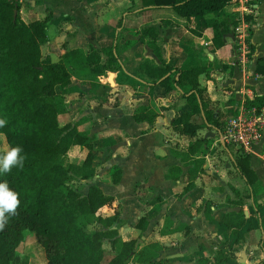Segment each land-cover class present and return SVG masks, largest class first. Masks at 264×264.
Masks as SVG:
<instances>
[{
    "label": "crops",
    "instance_id": "1",
    "mask_svg": "<svg viewBox=\"0 0 264 264\" xmlns=\"http://www.w3.org/2000/svg\"><path fill=\"white\" fill-rule=\"evenodd\" d=\"M20 2V11L28 2L31 9H40V18L50 16L43 46L48 61L59 60L66 47L101 50L105 61L106 51L115 46L121 66L114 71L105 70L97 78L72 71L64 92L67 111L60 113L58 120L76 121L77 128L91 137L90 165L83 164L86 147L73 144L67 151V161L76 175L72 184L83 192L97 184L114 196L100 211L112 214L117 210L114 226L119 237L137 238L139 246L157 242L156 264H212L220 247L231 254L223 264L264 261L260 245L264 232V133L246 153L256 175L252 192L234 163L238 153L218 141L219 130L203 126L192 136L180 133L172 122L189 107L182 91L176 87L166 92L152 84L141 67L158 63L159 57L178 65L188 57L195 62L213 60V68L208 74L200 73L198 80L206 87L219 118L226 121L244 106L245 99L264 96V0H253L247 57L234 63L235 28L225 34V44L216 48L206 30L212 13L186 18L170 7H142L140 0ZM241 4V0H232L223 12L239 18ZM162 17L176 24L160 26ZM146 23L158 27L159 57L140 37V28ZM56 89L61 91V86ZM144 106L157 113L152 123L133 116ZM192 120L200 123L202 117L195 113ZM200 136L209 137V144L190 158L185 156L188 143ZM200 156L204 158L202 170L184 190L185 174L194 168L193 157ZM254 202L260 204L259 209ZM230 210L244 213L242 238L237 242H232L234 236L221 220Z\"/></svg>",
    "mask_w": 264,
    "mask_h": 264
},
{
    "label": "trees",
    "instance_id": "2",
    "mask_svg": "<svg viewBox=\"0 0 264 264\" xmlns=\"http://www.w3.org/2000/svg\"><path fill=\"white\" fill-rule=\"evenodd\" d=\"M230 1L140 0V3L142 7H170L186 18L212 13L206 30L214 46L220 48L225 44V34L238 21L237 16L223 12V7ZM20 6V0H0V119L6 121L0 127V133L5 135L8 149L19 145L23 150L21 155L26 156L22 169L14 166L9 172L0 171V183H7L19 200L16 214L6 213V223L0 229V264H27L16 251L25 231L31 232L41 246L44 264H128L129 261L156 264L154 258L160 246L157 242L139 246L137 238L121 239L114 226L117 210L112 214L100 211V207L113 202L112 194L104 192L97 184L89 185L85 192L73 186L76 175L73 164L67 161V151L73 144L86 147L88 152L83 164L90 165L92 139L77 128L76 121L60 123L58 120V115L67 111L64 92L72 71L90 74L93 78L105 70L114 71L121 66L113 51L115 46L106 51L105 61H102L101 50L92 47H66L59 60L48 61L43 46L47 41L46 25L50 16L26 21L20 15ZM158 24L173 26L176 23L162 17ZM139 32L159 57L158 27L146 23ZM141 67L152 84L162 86L166 92L176 87L182 91L189 107L177 114L172 122L180 133L192 136L203 126L223 128L225 121L219 118L206 87L198 80L200 73L208 74L213 68V60L195 62L188 57L178 65L159 57L158 63H144ZM57 85L61 86V91H57ZM244 105L259 109L264 105V96L247 98ZM195 113L201 115L202 122L192 120ZM156 115L148 106L133 112L136 120L150 123ZM209 141V137H196L188 143L183 154L190 158ZM234 151L238 153L234 159L238 172L253 192L256 175L250 167L249 157L240 150ZM193 161L194 168L185 174L184 190L192 186L202 170L204 158L193 157ZM250 194L251 191L247 195ZM259 205L254 202L256 209ZM221 220L230 228L234 236L232 242L242 238L240 229L245 222L242 210L226 211ZM87 226L93 227L86 230ZM104 240L112 251L110 255L106 253ZM260 245L264 250V232ZM230 256L228 250L220 247L212 264H223Z\"/></svg>",
    "mask_w": 264,
    "mask_h": 264
},
{
    "label": "built area",
    "instance_id": "3",
    "mask_svg": "<svg viewBox=\"0 0 264 264\" xmlns=\"http://www.w3.org/2000/svg\"><path fill=\"white\" fill-rule=\"evenodd\" d=\"M242 13L235 28V55L232 62H244L249 50V26L254 14L253 0H241ZM264 133V107L256 108L241 106L230 116L218 131V141L234 150L247 153L252 144Z\"/></svg>",
    "mask_w": 264,
    "mask_h": 264
},
{
    "label": "clouds",
    "instance_id": "4",
    "mask_svg": "<svg viewBox=\"0 0 264 264\" xmlns=\"http://www.w3.org/2000/svg\"><path fill=\"white\" fill-rule=\"evenodd\" d=\"M5 123V120L0 119V127H3ZM22 151L19 145L4 149L3 153H0V171L9 172L14 166L22 169L26 159V156L21 155ZM18 205L17 195L9 190L7 183H0V229H3L6 223V213L15 215Z\"/></svg>",
    "mask_w": 264,
    "mask_h": 264
},
{
    "label": "rangeland",
    "instance_id": "5",
    "mask_svg": "<svg viewBox=\"0 0 264 264\" xmlns=\"http://www.w3.org/2000/svg\"><path fill=\"white\" fill-rule=\"evenodd\" d=\"M21 5H22V2H21ZM20 9H21V6H20ZM25 9H28L27 12L25 11ZM39 11L40 9H31L29 3L25 2L23 11H20V15L27 17L28 18L27 20H29L34 17H40ZM4 149H8V144L6 142L5 135L3 133H0V152H3ZM92 227L93 226H87L86 230H90L92 229ZM103 245L106 249L107 255H110L112 251L109 248V244L106 240L103 241ZM16 251L19 255H22L27 260V264H44L45 263V257H44L43 250L41 246L35 241L34 235L29 231L24 232V238L18 244Z\"/></svg>",
    "mask_w": 264,
    "mask_h": 264
},
{
    "label": "water",
    "instance_id": "6",
    "mask_svg": "<svg viewBox=\"0 0 264 264\" xmlns=\"http://www.w3.org/2000/svg\"><path fill=\"white\" fill-rule=\"evenodd\" d=\"M15 13H16V10H14V15H15Z\"/></svg>",
    "mask_w": 264,
    "mask_h": 264
}]
</instances>
